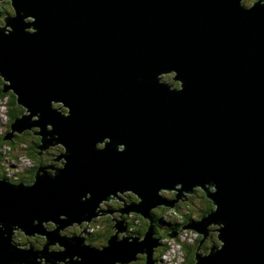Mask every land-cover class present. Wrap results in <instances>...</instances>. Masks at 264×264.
Masks as SVG:
<instances>
[{
	"label": "water",
	"instance_id": "water-1",
	"mask_svg": "<svg viewBox=\"0 0 264 264\" xmlns=\"http://www.w3.org/2000/svg\"><path fill=\"white\" fill-rule=\"evenodd\" d=\"M9 1L14 15L0 17L14 28L10 36L0 33L3 92L12 91L39 117L24 112L5 140L39 126L38 148L64 143L69 164L55 179L37 169L32 188L0 182V223L9 231V239L0 238V264H34L37 255L49 264L72 255L84 264L133 258L157 244L151 231L143 244L113 237L100 253L33 221L64 227L61 214L66 223L91 217L100 199L125 189L142 196L132 210L149 217L153 204L175 203L157 196L160 187L182 183L190 191L206 182L219 189L212 197L218 212L183 226L206 234L209 224L222 221L226 246L208 258L195 255V264H264V8L245 12L238 0ZM28 15L34 25L24 23ZM171 70L184 82L182 92L158 82V74ZM54 100L71 108L69 119ZM106 136L112 143L97 151ZM119 143L127 146L124 153L115 150ZM86 192L93 199L81 203ZM15 225L59 240L67 251H18L10 244Z\"/></svg>",
	"mask_w": 264,
	"mask_h": 264
},
{
	"label": "clouds",
	"instance_id": "clouds-1",
	"mask_svg": "<svg viewBox=\"0 0 264 264\" xmlns=\"http://www.w3.org/2000/svg\"><path fill=\"white\" fill-rule=\"evenodd\" d=\"M238 6L245 12H250L257 6L264 8V0H258V3L253 6L251 0H238ZM10 9V5L8 6ZM22 15V14H21ZM31 21V23H30ZM0 21V25H2ZM24 23L26 25H34L36 18L28 15L24 17ZM37 28L26 27L25 32L28 35H36ZM14 32V28L7 23V26H0V33L4 36H10ZM162 73H169L168 79L174 78L175 86L172 83L165 82L161 79V73L158 74V82L166 86L171 92H182L184 90V82L179 79V73L176 70H171ZM6 78L3 72H0V79ZM55 104L58 107L57 113L65 119H69L72 115V110L69 106H66L64 101H52L51 105ZM26 117H31L32 120H37L39 115H33L31 111H25ZM47 131L52 133L54 131L53 125H46ZM40 133V127L35 126L28 134L29 136ZM45 141V138L43 136ZM51 140V137L48 138ZM59 141V136L56 137ZM32 141H22L14 150L10 148L5 142L4 147L0 149V152L4 153L3 161V173L0 174V182L6 181L9 185L14 187L24 186L26 188H32L37 183L38 176H43L47 173L53 179H55L61 171L67 169L69 164V150L67 146L62 142H56L49 144L47 147H43L40 150V160L45 167L41 168L37 178L31 183H17L16 181L21 177H27L35 170V162L32 160L31 154L26 151ZM112 143V139L109 136L104 137L102 140L96 142V150L104 151L109 144ZM127 146L123 143L116 145V151L124 153ZM11 153V155H9ZM9 162L15 167H9ZM83 164H87V161H82ZM219 189L214 182H206L204 184H195L191 186V190H185L182 183H176L171 187H160L157 190V196L164 200L168 197H180L177 199V205L182 206L184 215H188V210L195 208V211L191 212L192 219L198 220L200 216L204 219L209 218L219 210L218 204L212 198L218 193ZM93 196L91 192H86L80 197L81 203H87L92 200ZM143 204L142 196L132 190L125 189L123 191L116 190L115 192H109L107 198L100 199L94 208L95 215L84 218L80 221H68L66 214H61L59 220L65 222V226L61 227L53 219L47 220H34V226L42 228L46 233L58 232L61 240L67 239H81L84 247H90L100 253H103L110 247V241L113 237L117 242H123L127 240L129 244L134 241L143 244L148 238L151 231V238L157 241L150 251H137L133 258L127 260L116 259L113 264H142V261L147 258L150 264H183L182 254H173V248L171 247V240L168 237H160L159 233L163 231V227L168 224L176 227L180 225L177 232V238L181 245H188L196 249V256L201 258L210 257L213 252H221L226 246V242L221 238L223 230L226 228L225 223L222 221L214 222L207 226V233H202L191 227H184L183 221L173 220L172 217L176 215V211L170 208L164 213L160 219L164 221V225L161 226L159 219H156L158 210L163 206V203H159L149 209V217H146L143 213L137 211H125V209H132L139 207ZM123 224L124 230L121 231L117 225ZM150 226V228H149ZM105 230L110 231V236L105 235ZM191 233L192 237L197 235H203L204 240L197 243L193 238L185 239V235ZM43 238V243L37 242L40 238ZM0 238L9 239V231L3 223H0ZM10 244L18 251L28 252L34 251L36 253H42L45 249L49 255L58 254L63 255L67 248L60 243L50 242L47 235L41 232H35L33 234H27L26 231L20 226L15 225L11 228L10 232ZM167 246L165 247L164 245ZM34 264H49L48 258L43 255H37L34 260ZM54 264H84V258L79 255L64 256L63 259H58ZM199 264V261H198Z\"/></svg>",
	"mask_w": 264,
	"mask_h": 264
},
{
	"label": "trees",
	"instance_id": "trees-1",
	"mask_svg": "<svg viewBox=\"0 0 264 264\" xmlns=\"http://www.w3.org/2000/svg\"><path fill=\"white\" fill-rule=\"evenodd\" d=\"M255 1L256 0H251L252 3H254ZM9 5H10V9L8 7ZM14 12L15 11H14L12 4L10 3L9 0L0 3V17L2 19H4V17L7 15H10V16L14 15ZM172 84L175 86V83H172ZM4 85H5L4 80L0 79V99H5L6 97H8V99L10 100L9 101V112H8V125H7V129H6V133H7L11 130V125L14 122V120L16 118H18L19 116L23 115V113L25 112V108L17 103V98L12 91L7 92V93L3 92ZM54 107H57V105H54ZM30 131L31 130L27 131L26 133H24V135L16 133L15 137L9 141L5 140V134L6 133L1 134V136H0V147L4 146V144L6 142L8 146H10L12 149H14L15 144H17V143L19 144L20 142H22L24 140L25 141L30 140V141H32V143L30 144L29 148L26 151H28L29 153H32V154H37V152L35 151V149H36L35 146H38L39 142H41V137H35L34 135L29 136L28 133ZM25 136L27 138H25ZM37 168L38 167L35 166V170L32 171L30 175H28L27 177L21 176L20 179L21 180H27L28 183H31L36 178V169ZM2 173H3V171H0V174H2ZM20 179H18L17 181H19ZM173 209H175V211H176V215L174 217H172L173 220H176V221L182 220L184 223L183 225H185L186 223H189L190 221H194L192 219L191 212L188 215H184L185 209H183L182 206L177 205V203H176L175 207H173ZM162 211H164L163 208L159 209L158 213L156 215V219H159V223L161 226L164 225V221L162 219H160V217L162 216V213H161ZM193 211H195V210H193ZM202 217L203 216H200L199 219L196 221H199ZM179 228H180L179 224H177L176 227H173V225L168 224L167 226L163 227V231H161L159 233V236L160 237H166L168 234H172L174 232L179 231ZM105 235L110 236L111 235L110 231L105 230ZM198 237H199V240H196L197 243H199V241L201 240V235H198ZM175 239L178 241L179 248L182 249L183 251H185V253L187 254V256H186L187 263L186 264H195L196 263V260H195L196 249L194 247H190L186 244L181 245L179 239L176 237H175ZM37 242L43 243L42 238H40ZM144 261H145V259L142 261V264H145Z\"/></svg>",
	"mask_w": 264,
	"mask_h": 264
},
{
	"label": "rangeland",
	"instance_id": "rangeland-1",
	"mask_svg": "<svg viewBox=\"0 0 264 264\" xmlns=\"http://www.w3.org/2000/svg\"><path fill=\"white\" fill-rule=\"evenodd\" d=\"M4 1H7V0H0V3H2V2H4ZM0 26H4L3 25V23H2V25H0ZM170 76V74L169 73H164V74H161V77L163 78V80H165L166 82H169V83H175V81H174V78H172V79H168V77ZM174 86V85H173ZM9 99H8V97H6L5 99H0V136H1V134H3V133H6V129H7V125H8V112H9ZM53 105H55V104H53ZM56 108H58V107H56ZM19 118L21 119L22 117H20L19 116ZM35 127V126H34ZM33 127V128H34ZM32 128V129H33ZM27 131H29V129H26V130H24L21 134H23L24 135V133H26ZM10 132H12L13 133V131H10ZM10 132H7L6 133V135L8 134V133H10ZM16 133H18L17 131H15V134ZM14 134V135H15ZM35 137H40L39 135H34ZM14 138V137H13ZM25 138H27L26 136H25ZM30 139V138H29ZM28 140V139H27ZM7 141H9V140H7ZM25 141V140H24ZM19 144L17 143V144H15V148H14V150L17 148V146H18ZM40 145V142H39V144H38V146ZM4 146H2V147H0V149H2ZM10 147V146H9ZM11 148V147H10ZM40 148H37V152L38 153H40ZM31 154V157H32V160L35 162V166H37L38 167V169H40V168H42V167H45V165L44 164H42V162H41V160H40V156H37L36 154H32V153H30ZM9 155H11V153H9ZM3 161H4V153L3 152H0V171H3ZM9 167H15V165H13V164H11L10 162H9V165H8ZM17 183H19L18 181H16ZM168 200H170V201H174L175 203L174 204H172V203H169V204H167V205H165V204H163V206H162V208L164 209V211H162L161 213H162V215L164 214V213H166L170 208H173V207H175V205H176V203H177V199H179V197L177 196V197H168L167 198ZM157 204H153L152 205V207H154V206H156ZM162 208H160V209H162ZM126 210V209H125ZM130 210H132V209H130ZM193 210H195V208L193 207L192 209H190V210H188V212L190 213V212H192ZM134 211V210H133ZM140 213H142V212H140ZM190 222H192V221H190ZM198 222H201V219L198 221ZM184 224V223H183ZM187 224V223H186ZM117 227L120 229V230H122V228H124V226H123V224H119V225H117ZM178 232V231H177ZM177 232H176V234H177ZM177 236V235H176ZM166 237H168L170 240H171V247L173 248V254L174 255H177V254H182V260H183V264H186L187 263V260H186V256H187V254L185 253V251H183L182 249H180L179 248V245H178V241L175 239V237H171V236H169V234L166 236ZM42 238V237H41ZM177 238V237H176ZM188 238H193L194 240H199V237H198V235L196 236V237H192L191 236V233H188V234H186L185 235V239H188ZM204 239V237H201V240L199 241V242H201L202 240ZM167 246V244L165 245V247ZM196 252V251H195ZM196 255V254H195ZM196 257V256H195ZM145 262V261H144Z\"/></svg>",
	"mask_w": 264,
	"mask_h": 264
},
{
	"label": "flooded vegetation",
	"instance_id": "flooded-vegetation-1",
	"mask_svg": "<svg viewBox=\"0 0 264 264\" xmlns=\"http://www.w3.org/2000/svg\"><path fill=\"white\" fill-rule=\"evenodd\" d=\"M35 148H36V149H35V151H36V150H37V148H38V146H35ZM36 152H37V151H36ZM36 155H37V156H40V153H38V152H37V154H36ZM37 169H38V168H37ZM37 169H36V171H37ZM19 179H20V178H19ZM18 182H25V183H28V181H27V180H21V179H20Z\"/></svg>",
	"mask_w": 264,
	"mask_h": 264
},
{
	"label": "bare ground",
	"instance_id": "bare-ground-1",
	"mask_svg": "<svg viewBox=\"0 0 264 264\" xmlns=\"http://www.w3.org/2000/svg\"><path fill=\"white\" fill-rule=\"evenodd\" d=\"M69 223H71V222H69Z\"/></svg>",
	"mask_w": 264,
	"mask_h": 264
},
{
	"label": "built area",
	"instance_id": "built-area-1",
	"mask_svg": "<svg viewBox=\"0 0 264 264\" xmlns=\"http://www.w3.org/2000/svg\"><path fill=\"white\" fill-rule=\"evenodd\" d=\"M177 237V236H176Z\"/></svg>",
	"mask_w": 264,
	"mask_h": 264
}]
</instances>
